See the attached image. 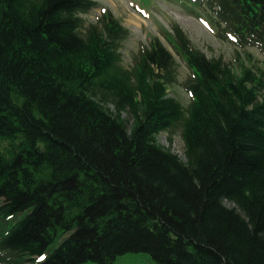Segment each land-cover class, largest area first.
<instances>
[{"label": "trees", "instance_id": "obj_1", "mask_svg": "<svg viewBox=\"0 0 264 264\" xmlns=\"http://www.w3.org/2000/svg\"><path fill=\"white\" fill-rule=\"evenodd\" d=\"M174 1L264 56V0ZM96 7L0 0V264H264V71L178 25L125 67L130 32ZM175 131L184 160L156 141Z\"/></svg>", "mask_w": 264, "mask_h": 264}, {"label": "rangeland", "instance_id": "obj_2", "mask_svg": "<svg viewBox=\"0 0 264 264\" xmlns=\"http://www.w3.org/2000/svg\"><path fill=\"white\" fill-rule=\"evenodd\" d=\"M97 7L84 16L87 23H94L100 13L109 10L120 24L130 32V37L121 49L125 67L131 65L132 56L140 45L157 37L173 53L170 44L171 28L178 25L187 35L194 47L208 58H222L234 72L242 67L258 68L264 71V56L255 48L240 49L217 37V29L208 13L202 10L190 11L174 0H94ZM178 63V83L168 88L169 97L175 99L183 109L190 103V98L180 83L188 75L183 62L175 56ZM125 117V116H124ZM157 143L183 159V142L180 132L172 134L162 132L156 136ZM232 207L228 203H224ZM93 264V263H88ZM114 264H149L139 256H126L117 259Z\"/></svg>", "mask_w": 264, "mask_h": 264}]
</instances>
